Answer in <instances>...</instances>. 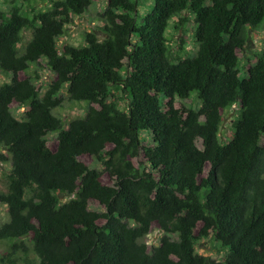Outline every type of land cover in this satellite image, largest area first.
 <instances>
[{
	"label": "trees",
	"instance_id": "16d2710c",
	"mask_svg": "<svg viewBox=\"0 0 264 264\" xmlns=\"http://www.w3.org/2000/svg\"><path fill=\"white\" fill-rule=\"evenodd\" d=\"M42 1L0 0V264H264V48L238 56L264 38V0H149L140 18L138 0ZM97 1L84 45L59 47ZM186 25L189 58L172 47ZM64 101L84 114L63 123Z\"/></svg>",
	"mask_w": 264,
	"mask_h": 264
},
{
	"label": "rangeland",
	"instance_id": "374dc122",
	"mask_svg": "<svg viewBox=\"0 0 264 264\" xmlns=\"http://www.w3.org/2000/svg\"><path fill=\"white\" fill-rule=\"evenodd\" d=\"M36 3V6L39 8H44L45 3L42 0H34ZM138 11H139V18L144 17L149 11L150 8L147 5L149 4V0H138ZM146 8V9H145ZM101 12V3L100 1H97L95 5L89 10V12L82 17L75 18L73 26H70L67 29V32L63 38L59 41V47H62L63 45H74V46H83L84 41L82 39V34L84 32H90L96 30V20L95 15L97 13ZM191 25H186L185 29H180V31H171L172 37L174 38L172 47L176 49L178 45L181 43V41L184 42V48L187 51L186 57H192L194 56V53L196 51L195 45L193 43L192 37H191ZM247 36V42L244 47V50L238 53L241 66H243L245 63H253L254 55L258 53L261 49L264 48V38L261 36V34L257 31H247L245 32ZM240 68V67H239ZM242 68V67H241ZM39 77L40 79L36 82L37 85L40 88V91L43 92L48 85L52 82L53 77L52 74H50L45 67H42L38 69ZM240 78H245L246 76V70L240 71L239 74ZM20 77H23V75L20 74ZM9 80L5 78L2 74H0V85L3 82H8ZM63 95L66 96L65 90H63ZM114 97L118 98L117 92L115 91ZM111 101H114L119 105V107H124L125 104L124 101H120L118 99H112ZM28 108H17L14 105L11 107V111L13 116L17 120H21L24 118L25 111ZM85 112V109L82 107H74L69 102L64 101L62 108L55 111V114L60 117V119L63 121V123H69L72 119L81 117ZM239 112V105L236 104L231 110L227 111L223 115V124L220 130V140L221 142H226V137L228 135V128L232 121V119L236 118ZM49 143L52 145L54 143V136L50 135L48 137ZM0 155H7L6 151L0 148ZM81 160L89 165L92 166L93 161L91 158H81ZM9 162L8 160L6 162H2L0 160V191H5V179L4 174L9 169ZM62 200H64V197H61ZM91 207H96L94 204H90ZM7 220V214H6V208L0 205V223ZM160 237V233L158 230H153L148 236L144 238V242L149 246H157L158 245V239ZM8 242L0 241V255L6 252L8 249ZM214 245L210 241H203L199 243L196 246V251L199 255L202 256H209L214 259H220L222 253H217L216 249H214Z\"/></svg>",
	"mask_w": 264,
	"mask_h": 264
}]
</instances>
